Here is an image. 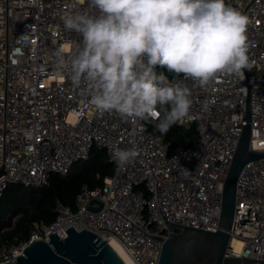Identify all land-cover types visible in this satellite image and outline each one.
Returning a JSON list of instances; mask_svg holds the SVG:
<instances>
[{
    "label": "built area",
    "instance_id": "built-area-1",
    "mask_svg": "<svg viewBox=\"0 0 264 264\" xmlns=\"http://www.w3.org/2000/svg\"><path fill=\"white\" fill-rule=\"evenodd\" d=\"M226 4L249 19L251 68L219 74L207 87L186 81L192 107L178 124L196 123L197 135L191 147L168 154L152 121L98 113L58 70L57 50L67 45L71 54L80 40L61 17L70 10L95 13L87 0H0V197L9 183L44 186L53 174L67 175L94 146L114 165L102 185L82 187L74 208L58 202L52 223L36 222L27 241L3 246L0 263L14 262L33 239L48 241L54 232L63 239L70 226L115 237L133 264H158L171 222L216 231L248 99V149L263 156L238 176L224 256L264 264V0ZM116 148H135L139 155L121 167L112 156Z\"/></svg>",
    "mask_w": 264,
    "mask_h": 264
},
{
    "label": "clouds",
    "instance_id": "clouds-1",
    "mask_svg": "<svg viewBox=\"0 0 264 264\" xmlns=\"http://www.w3.org/2000/svg\"><path fill=\"white\" fill-rule=\"evenodd\" d=\"M87 3L95 13L70 10L61 17L80 40L71 54L66 45L55 55L58 70L68 73L72 86L100 114L152 121L166 135L192 107L186 81L207 87L219 74L251 68L249 19L226 0ZM138 155L135 148L112 151L121 167Z\"/></svg>",
    "mask_w": 264,
    "mask_h": 264
},
{
    "label": "water",
    "instance_id": "water-1",
    "mask_svg": "<svg viewBox=\"0 0 264 264\" xmlns=\"http://www.w3.org/2000/svg\"><path fill=\"white\" fill-rule=\"evenodd\" d=\"M245 119L239 141L226 173L223 188L221 212L216 231L185 226L176 223L168 225L169 233L163 240L158 264H240L248 261L239 257H225L232 224L236 183L244 165L263 156L250 151V110L248 99ZM0 168V175L3 174ZM89 209L96 210L89 205ZM48 241L33 239L16 255V260L0 264H125L105 238L88 229L70 226L61 239L49 233Z\"/></svg>",
    "mask_w": 264,
    "mask_h": 264
},
{
    "label": "trees",
    "instance_id": "trees-1",
    "mask_svg": "<svg viewBox=\"0 0 264 264\" xmlns=\"http://www.w3.org/2000/svg\"><path fill=\"white\" fill-rule=\"evenodd\" d=\"M156 71H163L172 78V74L164 68L157 66ZM155 131L168 143V154H173L179 149L192 146V140L197 135V125L192 123L184 127L177 124L166 135H162L156 128ZM113 170L114 165L105 149L94 146L87 159L76 161L65 176L53 174L47 185L9 183L0 197V251L3 246L11 247L27 241L36 222L52 223L56 218L58 202L74 208L75 198L83 186L91 189L102 185L104 177L112 174Z\"/></svg>",
    "mask_w": 264,
    "mask_h": 264
},
{
    "label": "bare ground",
    "instance_id": "bare-ground-1",
    "mask_svg": "<svg viewBox=\"0 0 264 264\" xmlns=\"http://www.w3.org/2000/svg\"><path fill=\"white\" fill-rule=\"evenodd\" d=\"M110 246L114 249V251L121 257V259L124 261L125 264H133L128 254L123 249L120 242L115 237H107L105 238ZM234 245L236 249H239L240 242L234 241Z\"/></svg>",
    "mask_w": 264,
    "mask_h": 264
}]
</instances>
